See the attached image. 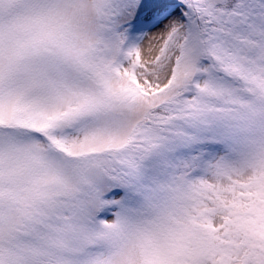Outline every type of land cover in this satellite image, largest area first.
Masks as SVG:
<instances>
[{"label":"snow or ice","instance_id":"1","mask_svg":"<svg viewBox=\"0 0 264 264\" xmlns=\"http://www.w3.org/2000/svg\"><path fill=\"white\" fill-rule=\"evenodd\" d=\"M0 264H264V0H0Z\"/></svg>","mask_w":264,"mask_h":264}]
</instances>
